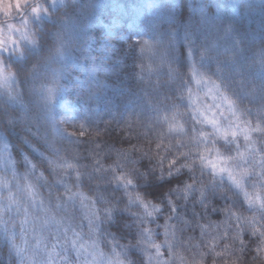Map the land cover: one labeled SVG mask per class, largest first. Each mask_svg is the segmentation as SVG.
Returning a JSON list of instances; mask_svg holds the SVG:
<instances>
[{"label": "clouds", "instance_id": "1", "mask_svg": "<svg viewBox=\"0 0 264 264\" xmlns=\"http://www.w3.org/2000/svg\"><path fill=\"white\" fill-rule=\"evenodd\" d=\"M0 264H264V0H0Z\"/></svg>", "mask_w": 264, "mask_h": 264}]
</instances>
